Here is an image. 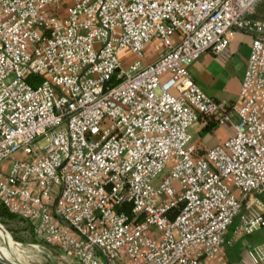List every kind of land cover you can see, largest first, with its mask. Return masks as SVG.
<instances>
[{
	"label": "built area",
	"instance_id": "obj_1",
	"mask_svg": "<svg viewBox=\"0 0 264 264\" xmlns=\"http://www.w3.org/2000/svg\"><path fill=\"white\" fill-rule=\"evenodd\" d=\"M260 1L0 0V203L30 247L67 264H199L231 226L264 229ZM232 32L251 37L238 104L189 73ZM200 117L235 135L198 154ZM249 255L264 264L263 247Z\"/></svg>",
	"mask_w": 264,
	"mask_h": 264
},
{
	"label": "crops",
	"instance_id": "obj_2",
	"mask_svg": "<svg viewBox=\"0 0 264 264\" xmlns=\"http://www.w3.org/2000/svg\"><path fill=\"white\" fill-rule=\"evenodd\" d=\"M59 14L60 16L65 14L62 7L59 9ZM229 38V47L222 59L206 51L193 62L189 73L197 87L208 97L219 102L238 104L241 81L250 53L251 37L242 32H232ZM172 40L177 42L178 37L172 36ZM161 51L162 46L159 41L147 44L144 63L155 61ZM189 132L198 154L222 144L235 135L232 124L219 126L211 117H200L198 122L191 126ZM261 198L264 200V194ZM257 231L251 235L237 236L233 234V226H231L225 235L223 250L213 257L200 256L199 264H245V260L251 262L250 251L255 247L264 246V243L259 244L255 238H252ZM52 253H57L59 258L63 257L60 252L52 251Z\"/></svg>",
	"mask_w": 264,
	"mask_h": 264
},
{
	"label": "rangeland",
	"instance_id": "obj_3",
	"mask_svg": "<svg viewBox=\"0 0 264 264\" xmlns=\"http://www.w3.org/2000/svg\"><path fill=\"white\" fill-rule=\"evenodd\" d=\"M1 230L5 233L6 238L2 237L3 234L0 235V246L5 249L6 253L2 249L1 251L11 260L12 258L16 259L18 264H67L59 258L57 253L49 254L43 249L39 251L30 247L29 244H37V242L34 240L29 227L21 220L15 217L0 219ZM252 238H255L259 244L264 243V229L257 231ZM16 241L22 244L21 247L14 243ZM245 264L256 263L245 260Z\"/></svg>",
	"mask_w": 264,
	"mask_h": 264
},
{
	"label": "trees",
	"instance_id": "obj_4",
	"mask_svg": "<svg viewBox=\"0 0 264 264\" xmlns=\"http://www.w3.org/2000/svg\"><path fill=\"white\" fill-rule=\"evenodd\" d=\"M254 19L264 21V0H261L256 6L255 13L253 15ZM13 217L7 209L0 203V219ZM1 264V262H0Z\"/></svg>",
	"mask_w": 264,
	"mask_h": 264
},
{
	"label": "water",
	"instance_id": "obj_5",
	"mask_svg": "<svg viewBox=\"0 0 264 264\" xmlns=\"http://www.w3.org/2000/svg\"><path fill=\"white\" fill-rule=\"evenodd\" d=\"M9 239H10V237H9ZM0 249H2L6 253V251L3 247L0 246ZM0 253L3 257V259H0V262L2 264H14L13 261L8 256L4 255V253L1 250H0Z\"/></svg>",
	"mask_w": 264,
	"mask_h": 264
},
{
	"label": "bare ground",
	"instance_id": "obj_6",
	"mask_svg": "<svg viewBox=\"0 0 264 264\" xmlns=\"http://www.w3.org/2000/svg\"><path fill=\"white\" fill-rule=\"evenodd\" d=\"M2 231V230H1ZM1 231H0V235H2V237H5L6 238V235H5V233L2 231V233H1ZM1 250V249H0ZM0 259H3V257H2V255H1V253H0ZM12 261H13V263L14 264H18L17 262H16V259H14V258H12Z\"/></svg>",
	"mask_w": 264,
	"mask_h": 264
}]
</instances>
